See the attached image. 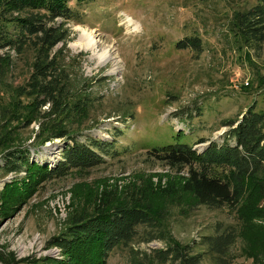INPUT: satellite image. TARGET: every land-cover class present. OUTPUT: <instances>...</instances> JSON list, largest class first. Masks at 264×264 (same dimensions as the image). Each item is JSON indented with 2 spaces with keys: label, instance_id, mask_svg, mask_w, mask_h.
<instances>
[{
  "label": "rangeland",
  "instance_id": "obj_1",
  "mask_svg": "<svg viewBox=\"0 0 264 264\" xmlns=\"http://www.w3.org/2000/svg\"><path fill=\"white\" fill-rule=\"evenodd\" d=\"M254 5L255 0L68 2L79 24L62 27L67 39L54 50L68 99L81 98L86 106L61 125L79 141L90 136L112 144L113 153L98 167L75 168L58 179L0 169V264H72L51 240L66 236L77 218L120 205L147 210L150 222L109 252L103 264H171L152 252L184 246L189 256H199V264H264V202L252 182L237 210H208L181 192L179 168L147 153L199 139L218 141L228 129L221 128L224 122L238 120L250 107L263 109L264 39L260 46L241 40L234 23L236 13ZM83 31L95 36L94 50L83 47ZM192 38L199 40L200 51L175 49ZM107 49L114 59L102 63L98 55ZM32 58L30 50L0 51V157L28 149L47 167L57 162L66 140H41L40 123L25 128L26 119L13 105ZM257 178L264 180V173ZM228 227L237 238L225 257L209 254L204 237ZM94 257L85 254V261L94 264Z\"/></svg>",
  "mask_w": 264,
  "mask_h": 264
},
{
  "label": "trees",
  "instance_id": "obj_2",
  "mask_svg": "<svg viewBox=\"0 0 264 264\" xmlns=\"http://www.w3.org/2000/svg\"><path fill=\"white\" fill-rule=\"evenodd\" d=\"M71 1L80 5L85 0H0V51L6 48L16 53L29 50L33 53L28 77L14 92V108L26 119L25 128L34 120L40 123L41 140H66L57 151V162L54 165L49 162L47 167L35 162L28 149L5 152L0 157L3 163L0 169L7 173L23 172L33 179L42 174L44 178L58 179L75 168L98 167L104 162V155L112 156V144L90 136L79 141L61 125L80 116L86 106L81 98L68 99V83L54 50L58 44L64 46L67 39L62 27L69 22L79 24L78 14L67 6ZM255 3L246 12L236 13L234 23L241 40L260 46L264 39V0H255ZM14 13L23 14L24 18H13ZM56 19L61 20L60 23ZM175 47L200 51L201 46L197 38H192L180 40ZM223 127L228 129L218 141L199 139L191 146L156 147L147 151L148 156L167 167L179 168L184 175L181 192L189 194L198 206L208 210H237L245 186L251 182L264 202V180L257 178L264 173V107L260 111L255 106L250 107L238 120L224 122ZM33 145V148L38 146ZM147 213L135 205H120L110 212L96 211L97 215L85 220L77 218L67 229L66 236L53 238L50 245L63 252L72 264H92L85 261V254L91 253L96 255L94 264H103L109 252L119 244L132 241L136 228L149 224ZM235 238V231L228 227L220 235L204 237L202 244L209 254L221 259ZM189 252V247L184 246L180 250L159 249L152 255L171 264H199V256H189Z\"/></svg>",
  "mask_w": 264,
  "mask_h": 264
},
{
  "label": "bare ground",
  "instance_id": "obj_3",
  "mask_svg": "<svg viewBox=\"0 0 264 264\" xmlns=\"http://www.w3.org/2000/svg\"><path fill=\"white\" fill-rule=\"evenodd\" d=\"M83 35L85 40V45L83 47L86 48V50H94L97 45L95 36L92 34V32L86 33V31H83ZM98 59L100 60V62L106 63L109 60H113L114 56H112L111 51L107 49L98 55Z\"/></svg>",
  "mask_w": 264,
  "mask_h": 264
}]
</instances>
